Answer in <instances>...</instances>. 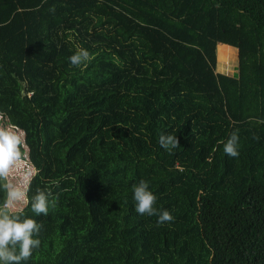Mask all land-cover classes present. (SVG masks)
I'll use <instances>...</instances> for the list:
<instances>
[{"label":"trees","instance_id":"obj_1","mask_svg":"<svg viewBox=\"0 0 264 264\" xmlns=\"http://www.w3.org/2000/svg\"><path fill=\"white\" fill-rule=\"evenodd\" d=\"M221 47L224 62L237 49L234 73L218 72ZM81 48L91 59L74 67ZM100 94L117 96L108 127L184 171L157 196L174 221L144 216V264H264V0H0L2 99ZM26 110L15 113L24 122ZM236 130L240 155L230 158L219 142ZM161 134L180 148L169 154Z\"/></svg>","mask_w":264,"mask_h":264},{"label":"rangeland","instance_id":"obj_2","mask_svg":"<svg viewBox=\"0 0 264 264\" xmlns=\"http://www.w3.org/2000/svg\"><path fill=\"white\" fill-rule=\"evenodd\" d=\"M231 48L225 62L219 55L225 53L224 47L220 48L218 72L236 70L237 52ZM116 98L0 97V129L12 131L22 141L19 161L10 167L7 180H0V198L3 184L20 189L25 199L6 209L9 215L43 225L40 247L26 264H144L151 259L144 216L135 211L133 185L145 180L149 190L161 196L182 182L184 171L159 166L145 141L125 128L106 125ZM23 107L30 112L27 122L15 114ZM37 189L57 197L47 216L31 211L29 201ZM115 213L124 217V223L111 217ZM60 236L71 238L67 246ZM50 241L54 246L48 252Z\"/></svg>","mask_w":264,"mask_h":264},{"label":"clouds","instance_id":"obj_3","mask_svg":"<svg viewBox=\"0 0 264 264\" xmlns=\"http://www.w3.org/2000/svg\"><path fill=\"white\" fill-rule=\"evenodd\" d=\"M50 11L54 12L55 9L52 8ZM90 59L91 54L83 48L69 57L74 67ZM253 139H258V137H253ZM21 142L20 137L12 131L0 129V180H7L10 167L14 162L19 161ZM159 143L169 154L180 148V142L175 135L161 134ZM219 143L223 144V151L228 157H239L238 130L230 133L227 142L220 141ZM2 187L7 190V197L3 209H0V262L2 264H26L33 252L40 247L39 235L43 225L30 218L21 221L19 217L10 216L4 209H11L17 201L24 200L25 193L11 184H3ZM132 192L135 211L139 215L157 216L158 225L174 221L169 211H161L156 207L157 197L149 190L147 181L141 180L139 184L133 185ZM56 201L57 197H54L52 192L37 189L36 194L31 197V211L37 216L41 214L47 216L50 208L55 209Z\"/></svg>","mask_w":264,"mask_h":264},{"label":"crops","instance_id":"obj_4","mask_svg":"<svg viewBox=\"0 0 264 264\" xmlns=\"http://www.w3.org/2000/svg\"><path fill=\"white\" fill-rule=\"evenodd\" d=\"M230 47V46H229ZM235 48V47H234ZM236 52H237V49H236ZM237 56V55H236Z\"/></svg>","mask_w":264,"mask_h":264}]
</instances>
